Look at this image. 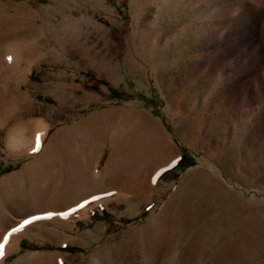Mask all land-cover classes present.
Returning a JSON list of instances; mask_svg holds the SVG:
<instances>
[{"label":"rangeland","instance_id":"374dc122","mask_svg":"<svg viewBox=\"0 0 264 264\" xmlns=\"http://www.w3.org/2000/svg\"><path fill=\"white\" fill-rule=\"evenodd\" d=\"M247 1L0 0V264H264V60L213 24Z\"/></svg>","mask_w":264,"mask_h":264},{"label":"bare ground","instance_id":"6f19581e","mask_svg":"<svg viewBox=\"0 0 264 264\" xmlns=\"http://www.w3.org/2000/svg\"><path fill=\"white\" fill-rule=\"evenodd\" d=\"M220 1L226 3V6L229 8L232 5L233 2L235 3V2H237L239 0H220ZM249 1H247L248 3H247L246 8L244 9V11L240 15H238L237 17H235V19L229 17L230 15L227 13L225 17L222 16L219 19H217L216 21L213 20L214 21L213 24H215V25H223V26L224 25L225 26L228 25L232 21L233 22L235 21V23H236V21L238 22L237 23V26H233L232 29H229L228 30V35H230V33L233 32L235 35H238V37L236 36L237 39L236 38L235 39H229V37H231V36H228L227 35L225 37L226 39H224L222 41L219 38H217L215 40V43L216 44H220L219 47L221 48V51L223 52L222 49L226 48L228 50H232L239 43L240 44L245 43V45L246 44L249 45L250 42H247V40L253 38V40L251 42H255V43L259 44L258 46H259V49L261 51V54L260 55L262 56L260 58L263 61L264 60V47L261 44L262 42H260V40L257 38V32L256 31L258 29H257V27L255 25H257L256 23H257L258 20H260L261 18H264V3L261 5V7L259 9H256L257 6L254 7V5L252 4L253 0H252V2H249ZM230 9L231 8H229V10ZM215 18H216V16L213 19H215ZM231 38H233V37H231ZM233 40L236 43H234ZM232 41H233V43H232ZM18 44H20V43H18L17 41H14L13 40V41L7 42V44L5 45L4 57L2 58L1 61H3V59H5V61L7 62L8 66H9V68L11 69L10 70L11 71V74H10V76L8 75L7 81H10V80L16 81L17 78H18V74H17V68H18L17 67V61H18V58H19V57H17V49H18V46H19ZM257 60H258V57L255 58V60H252V62H251L252 63V67L251 68H253L255 66L256 67L260 66V63L258 64V61ZM261 60H259V62ZM251 68H249L248 72L250 71ZM78 126L79 125H75V126H73L71 128H75V130H76V128H78ZM62 133H64V131H62ZM66 143L67 142H64L63 144H66ZM63 144H61V145H63ZM114 147H115V151L112 149V153L113 154L114 153L117 154L116 152H118V149L120 147L119 141L116 142V144L114 145ZM61 150H62L61 147L56 148V146H55V150L53 152L52 151H49L48 149H46V151L44 152V155L47 156V158L49 159V155L55 152L54 155L56 157H60L61 159H63L64 156L61 153ZM127 156H129V155H127ZM72 160L73 159L71 158V161ZM165 218H167V217H165ZM169 239L170 238L168 236H164V231H163L162 234H160V236H159V240H158V244H157L158 246L155 248V250L157 251V249H159L158 251H163L164 249H166L167 246H168L167 244L169 243ZM153 250H154V248L152 249V251ZM155 253L156 252H154V254ZM154 254H153V256H155ZM151 258H153V257H151ZM146 261L148 262V261H150V259H147ZM106 264H112V263L111 262H107Z\"/></svg>","mask_w":264,"mask_h":264},{"label":"crops","instance_id":"0c3cea01","mask_svg":"<svg viewBox=\"0 0 264 264\" xmlns=\"http://www.w3.org/2000/svg\"><path fill=\"white\" fill-rule=\"evenodd\" d=\"M93 119V116L92 117H89L87 120H84V121H80V122H77L76 124H78L79 125V127H86V128H88L90 131H92V134H91V138H90V140H88V141H86L84 144H86V145H89V142H90V144L92 145H95L94 144V142H93V134L94 133H96V134H100L101 133V135L102 134H104L103 132H105L106 130H107V133H109L108 131L110 130V123L109 122H107V121H104V122H101L100 124H97V123H93V121L94 120H92ZM81 124V125H80ZM116 124V123H115ZM75 125V124H74ZM74 125H72V126H70V127H73ZM96 128H95V127ZM70 127H68L67 129H69ZM92 128V129H91ZM95 128V129H94ZM66 129V130H67ZM116 128H114V129H112V132H110L109 133V149H110V153H109V157H112V147H113V145H114V141H113V139H116V141H119V144L121 143V142H124L125 143V141L126 142H128L127 140H126V135H124L123 133H121V132H118V130H116ZM76 134L77 135H79V133H78V131H76ZM96 134H94V135H96ZM71 135H73V134H71ZM70 136V135H69ZM73 136H75V135H73ZM80 136V135H79ZM116 136V137H115ZM72 137V136H71ZM81 138V137H80ZM118 138H120V139H118ZM102 139H105V138H103L102 137ZM82 140V142H83V139H81ZM69 141V140H68ZM128 143H130V142H128ZM131 143H133V142H131ZM136 143V142H135ZM115 144H116V142H115ZM92 145V146H93ZM71 156H73L72 154H71ZM114 158V157H113ZM122 160V159H121ZM114 161H120V159L118 158V157H116L115 156V158H114Z\"/></svg>","mask_w":264,"mask_h":264},{"label":"snow or ice","instance_id":"6c2138e0","mask_svg":"<svg viewBox=\"0 0 264 264\" xmlns=\"http://www.w3.org/2000/svg\"><path fill=\"white\" fill-rule=\"evenodd\" d=\"M38 145H39V136L37 137V148H34L33 149V151H37L38 150ZM95 199V198H94ZM86 203V202H85ZM80 207H83V205H80ZM74 211V210H73ZM35 219H39V217H33L32 218V220H35ZM31 221L30 220H25L24 222H23V224H21L20 225V228H23L24 227V225H26V224H28V223H30ZM19 229H17V228H14V229H12V232H16V231H18ZM11 234V233H10ZM9 234V235H10ZM7 239H8V237L7 236H5L4 237V241L6 242L7 241ZM3 248V244L2 243H0V249H2Z\"/></svg>","mask_w":264,"mask_h":264},{"label":"trees","instance_id":"16d2710c","mask_svg":"<svg viewBox=\"0 0 264 264\" xmlns=\"http://www.w3.org/2000/svg\"><path fill=\"white\" fill-rule=\"evenodd\" d=\"M182 163V162H181Z\"/></svg>","mask_w":264,"mask_h":264}]
</instances>
